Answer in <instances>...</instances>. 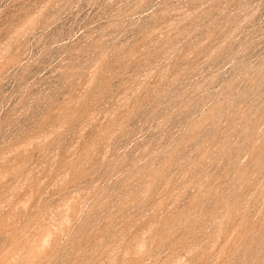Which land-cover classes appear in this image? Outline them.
Returning <instances> with one entry per match:
<instances>
[{"label": "rangeland", "instance_id": "rangeland-1", "mask_svg": "<svg viewBox=\"0 0 264 264\" xmlns=\"http://www.w3.org/2000/svg\"><path fill=\"white\" fill-rule=\"evenodd\" d=\"M0 264H264V0H0Z\"/></svg>", "mask_w": 264, "mask_h": 264}]
</instances>
